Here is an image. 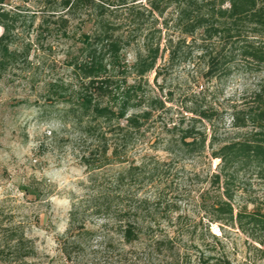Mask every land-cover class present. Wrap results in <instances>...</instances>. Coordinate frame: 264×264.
Here are the masks:
<instances>
[{"label": "rangeland", "instance_id": "1", "mask_svg": "<svg viewBox=\"0 0 264 264\" xmlns=\"http://www.w3.org/2000/svg\"><path fill=\"white\" fill-rule=\"evenodd\" d=\"M6 9L21 14L19 46L30 42L32 47L27 60L0 73V230L10 226L22 230L36 246V264H201L208 253L205 245L216 242L213 234L230 264L246 260L264 264L250 245L264 247L252 242L236 223L213 221L212 205L224 188L223 182L218 187L214 181L219 160L211 158L212 150L207 147L203 154L165 150L167 141L177 138V129L189 125L206 131L208 139L215 128L221 143L246 138L252 127H233L232 114L244 109L261 88L264 73L236 57L230 62L229 76L210 79L198 60L195 65L172 66L162 57L157 64L160 74L151 73L142 92L164 107L153 111L148 142L127 158L128 165H140L147 155L159 165L148 166L145 179L139 173L125 180L109 196L112 209L146 199L160 228L125 244L115 224L104 229L102 218L88 214L86 226L94 235L87 249H62L74 202H86L92 195L89 173L81 162L88 142L73 124L62 126L56 115L63 106L48 85L55 80L75 81L68 63L79 55L89 26L82 24L84 18H75L69 36L63 37L57 31V17L35 1L9 0ZM135 47L122 52V66L135 63ZM134 82V76L128 79V84ZM203 111L213 114L211 122L200 117ZM233 174L235 209L264 212V169L250 164ZM25 185H31L38 196L26 195ZM106 234L109 246L102 239Z\"/></svg>", "mask_w": 264, "mask_h": 264}, {"label": "trees", "instance_id": "2", "mask_svg": "<svg viewBox=\"0 0 264 264\" xmlns=\"http://www.w3.org/2000/svg\"><path fill=\"white\" fill-rule=\"evenodd\" d=\"M8 1L0 0V73L27 60L32 47L30 42L19 46L21 14L6 9ZM22 1H35L50 16L57 17V31L63 37L69 36V24L75 18H84L82 24L90 31L83 36L79 55L68 63L75 81L55 80L48 85L49 92L63 106L56 115L62 126L73 124L88 142L81 162L88 170L92 195L86 202H74L62 249H87L85 245L94 235L86 226L88 214L102 218L104 229L115 224L124 243L132 244L161 224L146 199L114 209L109 201L111 192L125 180L139 173L145 179V169L159 165L147 155L140 165L127 164L129 153L148 142L154 109L164 107L158 99L147 98L142 87L149 86L151 73L160 74L157 64L164 56L172 66L195 65L198 60L205 64L204 76L210 79L229 76L230 62L236 57L247 60L263 74L264 0H146L145 4L142 0ZM133 46L135 63L124 67L122 52ZM132 76L135 82L128 84ZM259 87L245 108L232 114L233 127H252L246 138L221 143L215 128L208 139L207 132L196 125L175 127L177 138L167 141L165 150L186 154H203L207 147L212 150L211 158L219 160L214 181L218 187L223 182L224 188L212 205L213 221L236 223L252 242L264 247V212L235 209L231 191L235 169L250 164L264 169V81ZM200 117L211 122L213 114L203 111ZM23 191L38 196L31 185H25ZM212 236L216 242L205 245L208 253L201 264H230L224 252L218 250V237ZM102 239L109 246L108 235ZM250 247L264 259V249L254 244ZM37 256L35 244L18 227L0 230V264H36ZM244 264L257 262L246 260Z\"/></svg>", "mask_w": 264, "mask_h": 264}]
</instances>
